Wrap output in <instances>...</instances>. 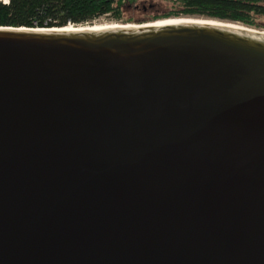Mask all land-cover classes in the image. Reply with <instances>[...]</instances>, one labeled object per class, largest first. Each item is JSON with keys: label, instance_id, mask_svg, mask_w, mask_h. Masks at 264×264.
<instances>
[{"label": "water", "instance_id": "1", "mask_svg": "<svg viewBox=\"0 0 264 264\" xmlns=\"http://www.w3.org/2000/svg\"><path fill=\"white\" fill-rule=\"evenodd\" d=\"M0 264H264V35L0 26Z\"/></svg>", "mask_w": 264, "mask_h": 264}, {"label": "trees", "instance_id": "2", "mask_svg": "<svg viewBox=\"0 0 264 264\" xmlns=\"http://www.w3.org/2000/svg\"><path fill=\"white\" fill-rule=\"evenodd\" d=\"M173 4L159 17L198 16L257 27L264 0H162ZM127 0H0V26L63 28L93 23L100 17L121 21ZM162 20V19H161ZM128 21H131L128 20ZM155 22V21H153Z\"/></svg>", "mask_w": 264, "mask_h": 264}, {"label": "rangeland", "instance_id": "3", "mask_svg": "<svg viewBox=\"0 0 264 264\" xmlns=\"http://www.w3.org/2000/svg\"><path fill=\"white\" fill-rule=\"evenodd\" d=\"M123 8V19L121 21L109 20L107 17H100L93 23L86 26L99 25L104 23H116V24H134L142 25L145 23H152L153 21L161 20L159 16L171 12L173 7L172 3L162 1V0H127ZM176 18H188V19H208V18H198V16H177ZM131 21H128L130 20ZM232 23V22H229ZM237 25H242L236 23ZM257 27H248L259 32H264V17L258 18ZM85 26V25H82ZM79 27V26H78Z\"/></svg>", "mask_w": 264, "mask_h": 264}, {"label": "bare ground", "instance_id": "4", "mask_svg": "<svg viewBox=\"0 0 264 264\" xmlns=\"http://www.w3.org/2000/svg\"><path fill=\"white\" fill-rule=\"evenodd\" d=\"M180 23H205L209 25H214V26H221V27H227L231 28L234 30H239V31H248L253 34H260L264 35V32H257L256 30L246 28L244 26H240L237 24H232V23H226V22H218V21H213V20H203V19H188V18H168V19H162V20H157L156 22L152 23H145L142 25H134V24H116V23H104V24H99V25H93V26H67L65 29L71 30V29H78V30H105V29H114V28H127V29H134V28H143V27H148V26H162V25H167V24H180Z\"/></svg>", "mask_w": 264, "mask_h": 264}]
</instances>
